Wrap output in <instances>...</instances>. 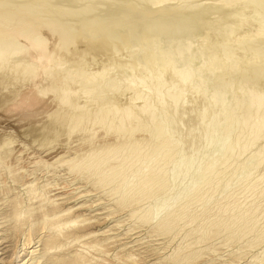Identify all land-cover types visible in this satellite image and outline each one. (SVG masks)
<instances>
[{
  "label": "bare ground",
  "instance_id": "bare-ground-1",
  "mask_svg": "<svg viewBox=\"0 0 264 264\" xmlns=\"http://www.w3.org/2000/svg\"><path fill=\"white\" fill-rule=\"evenodd\" d=\"M247 1L0 0V201L10 204L0 223V264H213L200 248L211 236L232 243L254 233L251 248L264 240V176L253 178L264 163V90H253L264 85V0ZM246 15L252 22L239 29L236 22ZM212 28L225 31H218L221 43L212 42V52L206 45L212 59L202 85L214 93V103L221 92L233 94L224 123L208 129L225 135L220 156L197 164L199 178L174 203L141 209L171 189L169 167L180 145L171 125L187 90L178 82L198 78L190 66L201 57L191 52L189 39ZM230 41L248 43L238 49L253 59L241 69ZM217 64L230 81L241 71L234 93L227 78L215 81ZM158 106L163 111L157 113ZM253 148V167L237 183L226 182L216 198L222 173ZM4 179L23 194H14ZM103 191L115 209L131 208L134 220L152 225L150 239L189 227L186 237L196 240L168 256L152 259L161 252L150 248L152 255L141 257L146 252L135 248L143 239L133 238V230L119 232L120 224L109 226L117 215L103 203ZM253 259L264 261V253Z\"/></svg>",
  "mask_w": 264,
  "mask_h": 264
},
{
  "label": "rangeland",
  "instance_id": "rangeland-1",
  "mask_svg": "<svg viewBox=\"0 0 264 264\" xmlns=\"http://www.w3.org/2000/svg\"><path fill=\"white\" fill-rule=\"evenodd\" d=\"M245 2H246V0H245ZM247 2L249 4V2L251 3V0L250 1L248 0ZM249 7H250V5L248 6V8ZM247 12H250V10L248 9ZM251 16L252 15H246L243 18L238 19L237 22H236V24H238L239 26L240 25L242 26V25L246 24L243 21L248 20V19H249V22L251 23L252 22ZM238 21H240V22H238ZM245 22L249 23L248 21H245ZM224 23H226V22H223V24H222L223 27H224V25H226L225 27H227V24L228 23H226V24H224ZM236 24H234V25H236ZM241 26L239 27V29L241 28ZM234 28H236V29H234ZM234 28H233L234 34H233V32H230V34H228V36H230V37L232 36L231 37V40L234 39V38H236V34L239 33L238 32L239 30H237L238 29L237 26L234 27ZM208 30H209V32H208ZM214 30L212 28L211 30L210 29H207V30L201 31V35H203V32L205 31V34L203 35V37H201V40L199 39V37L201 36L200 33L198 35L197 34L194 35L195 38L198 39V40L194 39V36H192L189 39L190 40V42H189L190 44L189 45L192 46L191 48L193 50L191 52H194V51L196 52L197 51V53L198 52L200 53V54L198 53V55L201 58L197 62H193L192 65L190 66V68L192 69V71L194 72V74L195 75L196 74H199V76H198V78H195V79H194V77L193 78H190V80L192 79V82L189 81V79H188L185 82L186 84L185 83H183V84L181 83L180 84L178 82V86H177V88L181 92H182L183 86H184V90H186V89L187 90H186V92L184 91L182 93V96L179 99V103H178V106H177L178 107V110H177L176 115H175V117H177V119L174 118L172 120V125H171V129H172V132L174 133V136L177 135V136H175V139H176L177 142L180 143V145L178 147L179 152L177 154L176 160L169 167V176H170V178L168 176V178H169V182H168L169 183V186H168V188H171V189H169V191L166 192L165 194H160L159 193V194H157L156 197H152V198L148 199L147 201H145L144 203L141 204V207H142L141 209L147 208L149 210V208H152V209L159 208V205L161 206L164 203L167 206L168 205L167 203L170 204L171 202H173L174 200H176L178 195L181 196L182 193H185L184 191H186L189 186H191V185H193L195 183V179L196 178L197 179L199 178V172H198V169H196V168H198V167H196V166H198L197 164L198 163L200 164L201 163V160L202 161H204V160L207 161L208 160L207 158L211 159L212 158L211 157V154L213 155L215 153L216 154L215 157L216 156L217 157L220 156L219 155V153H220L219 152L220 151L219 148L222 147V143L220 141H223L224 142V136L225 135L223 133H219L218 131H216L218 133L210 132L211 130L208 131V129L210 128V126H212L210 123L213 124L215 122H218L219 120H220V122L221 121L223 122L225 120V117H226L225 114L227 112V111L225 112V110L232 107L231 105L233 104V100H232L233 99L232 98V95L233 94H232V92H230L231 90H229V91L227 90L225 92H221L220 97H222V98L224 97L225 98L227 96V94H228L229 97L227 96L225 98L226 100L227 99L228 100L225 101L224 98H223V100H221L222 99L221 98L220 99L221 101L218 100V102L214 103V102H212V99H211V97H212V95L214 93L212 94V91L209 90L210 88H208V87L207 88H203V85H202L203 84L202 78H204V77L207 76V74H208V64H209V62H211V59H212L211 58V53H209V51H210V49L212 47H214V45L217 42H220L221 41V40H219V38L221 39V37L223 35L222 33H224V31H225V30L223 31L222 29H218V28H216L217 31L216 30L214 31ZM221 30L223 32L221 34H220V32L218 33V31H221ZM216 32L219 34V36L217 35ZM209 33L210 34L211 33L212 34L216 33V34H214V35L211 34L210 35ZM215 35H216V37H215ZM196 36H198V37H196ZM208 36H209V38H208ZM210 38H212L214 40H211L210 41ZM208 40L210 41V43H208ZM212 42H213V44H212ZM231 42L232 41H230V44L231 45H232V43H234V45H235V48H234L235 55L237 57H239V55L241 54L240 57H239V60H241L240 61L241 62L240 65L241 66H240L239 69H241L242 66L246 62H248L249 60L253 59V57L250 54L249 55L248 54H244L243 55L239 51V49L241 50L242 47H244V48H242V50L245 49V46L248 47V45H247L248 43L247 44L245 43L244 46H243L244 43L243 44H240V45L238 44V46H236V44H235L234 41L232 43ZM200 43H202V44H200ZM203 44H205V46L206 45L207 46L209 45V48L210 49L207 46L205 47ZM210 44H212L211 45L212 47L210 46ZM200 46H201V48H200ZM239 46L241 48H239ZM212 49L214 50V48H212ZM212 49H211L210 52L213 51ZM221 49L222 48H221V46L219 44L216 45L215 52H216L217 59L220 58V56H221ZM201 50H203V51H201ZM204 50H205V52H204ZM206 50L207 51L209 50V51L207 52ZM255 59L262 60L259 57L258 58H255ZM149 69H150L149 66H148V68L147 67H142L141 69H139V70H137L135 72L136 73L135 75H138V76L139 75H144L145 73H147L149 71ZM168 69H169V67H168ZM218 69H219V65L216 67V69H214V72L212 73L213 76L216 75V77H215L216 80L215 81L218 82L220 79H225V78H227V81H230V79H229V76L230 75L228 74V76H227L226 74H221ZM239 69L237 70L236 73H233L232 74L231 81L229 83L233 87L232 88L233 89V93L238 88V76H239V73H241V71ZM193 80H195V81H193ZM153 83L154 82H151V85ZM179 86H180V88H179ZM256 86H257V89L255 88ZM130 87H132L133 89H135L136 88V85L135 84H131ZM204 87H205V85H204ZM255 87H254L253 90L254 91L256 90V92L258 91V88H259V90L260 89L261 90H264V85H260L259 84V85H255ZM200 89H201V91H200ZM208 90L210 92H208ZM205 93H207V94H205ZM203 94L205 96H202ZM223 94H226V95H223ZM209 97H210V99H209ZM147 100L150 103L153 102L152 101V98H148ZM210 101L212 102V105H211V102ZM227 102H229L228 105H227ZM213 103H214L215 107H213L214 106ZM181 105H183V106H181ZM209 106H210V108H209ZM162 107H164V109H166L165 106L162 105ZM211 107L214 108V109H211ZM227 107H229V108H227ZM160 111H163V108H160V106H158L157 107V113H159ZM205 111H206V113H205ZM209 111L210 112L212 111L211 112L212 114ZM208 112L211 115L210 117L213 118L212 120H214V119L215 120L218 119V120L211 121V118L210 117H207L205 119L207 121V123L206 122H203V125H202V121H203L205 115L208 114ZM219 112H221L223 114H221ZM204 113H205V115H204ZM212 115L213 116L215 115L217 117H215V116L213 117ZM223 115H224V118H223ZM176 120H177V124L175 122ZM173 121H174V123H173ZM202 126H203V128H202ZM173 128H175V129H173ZM203 129L206 130V131H204ZM233 129H235V127H233L232 130ZM9 131L10 130L8 129L7 132H9ZM234 132L235 133H238V129H236ZM175 133H177V134H175ZM207 133H209L210 136ZM220 134L222 136L223 135L224 136L222 137ZM212 136L213 137H216V136L219 137L220 136V137L219 138H217V137L216 138H213L212 140L209 139V138H212ZM263 138H264V134L262 135V139ZM208 139L211 140V141H209ZM229 140L230 141L231 140H234V138H230ZM207 141H209V142L207 143ZM212 142L215 143L216 146L214 144H212ZM216 142L218 144H216ZM262 142H264V139L261 141V143ZM212 148H214V149H212ZM250 150L248 151V153L246 152L247 154L244 153V156L242 158L240 157V160H242V162L239 163L238 162V161H240L239 158L236 159V162H234L231 165V167H229L232 170H229V168H227L226 169L227 171L225 170L226 174H224L225 172L222 173V175H224V176L220 177V181L223 182V183H221V182H220L221 184L219 183L222 186L219 185L220 186L219 187L220 189L218 188L219 190H218V192H216V195H215L216 198H218L219 194L221 193V188L223 187V185H225L226 182H227L226 184H228V183H234V184L237 183V180L241 179L242 176L245 174V172L249 171L253 167V163L251 162L250 158H251V154L253 153V151L255 149L253 148V149H250ZM213 157H214V155H213ZM187 161H189V162H187ZM190 161H192V162H190ZM187 163H190V164L193 163V164H191L190 166H186ZM234 164H236V165L234 166ZM237 165H238V168H240V169H238V171L236 169ZM192 166H193V168H192ZM215 166H217V165H215ZM190 167H191L192 171H191V169H189ZM185 169H187L186 172H185ZM233 170H236V171L233 172ZM257 170H256V172H254L253 178H254V176H256V178L263 177L264 176V173H263L264 172V163ZM58 171L60 172L61 175L65 173V172H63L64 171L63 167H62V169L60 168ZM230 171H232V172H230ZM252 171H253V169H252ZM179 173H180V175H179ZM41 175L42 174L39 172L38 173V177L40 178ZM182 175H184V176H182ZM195 176H197V177H195ZM176 177H177V179H175ZM4 181H6V184H7L8 188H10L12 190L14 188L15 190H17V191H15V190L13 191L14 194L17 193V192L18 193L20 192L19 193L20 195L23 194V187H19L18 185L14 184L10 179H4ZM1 183L2 182H0V186L3 187L4 185L1 184ZM82 186H85V185H82ZM88 188H89L90 191H92V189L90 187H88ZM98 193H100V191L99 192H93V194H98ZM104 193H106V192L103 191L99 196L101 198H103V197L106 198L105 196H107V195L104 196ZM9 196H11V194ZM182 196H183V194H182ZM91 198H93L94 200H96L98 197H91ZM220 199H221V197H220ZM6 200L8 201V199L4 198V200H1L0 201V204H1L0 205V223L3 222V220H2L3 213L4 212L6 213V211L9 209L8 206L10 204H9V201L7 202ZM87 200H89V199H87ZM94 200H92V201H94ZM110 201L111 200H109L108 198H106V200H104L103 203H105L106 205H109L110 204L109 207H111L112 210H115L117 216H115V218L110 221L109 226H114L115 224L116 225L117 224H120L121 227H120V231L119 232H122V231L123 232H126L128 230H133L132 233H135L136 234V235L133 236V238L139 237L140 239H143L144 241L142 240V242L144 244H142V246H139V247H136L135 248V250H140L141 253L142 252H146L144 254H141V257H144V256L147 257V256L152 255L151 253L147 252V251L151 250L150 248L157 249L155 252H161V253H160V255H157V256H155L153 258L152 257L148 258V260H150L151 258L154 259V258H157V257H164L166 255L168 256V255H171V253L175 249H177L178 246H180V243H181V246H183V245L188 244V243L192 244L196 240V238H194L195 236H191L189 238L186 237L187 233L190 231V228L189 227H184V228H178L177 231L175 230L172 235L163 236L162 238H155L156 240H159V241H156V242L155 241H151V240H155V239H152V238L150 239L148 237L149 235H151L150 234V232H151L150 230H152V228H151L152 225L151 226L149 224H147V225L144 224L143 225L140 221L134 220L135 218L133 219L131 217V215H132L131 208L130 209L127 208L125 211H123V210L122 211H118L120 209H118V210L115 209L116 207L114 208L112 206V203ZM5 202H6V204H4ZM97 202H99V201H97ZM208 206H210V205H208ZM6 207H8V208H6ZM117 211H118V213H117ZM162 213H163V211H160L158 213L159 216ZM261 222H264V219H262V221L260 220V224H259V225H261L260 227H263L264 223L262 225ZM175 232H177V233H175ZM254 235H255L254 233L253 234H249L248 236L244 237L242 240H240V241H233L232 243L226 242L224 240V236L225 235H220L221 237L220 236L219 237H213V236H211V237H209V239H207V240L204 241L205 243L203 242L202 244H200V246H201L200 247L201 248V252H202V254L205 255L204 258H207V259H213L214 258V259H216L215 262H214L215 264H223V262H224V264H230L231 262H232L231 264H264V261H258V262H255V263L253 262V260H254L253 258H255L257 255H260V254L264 253V240L263 239H262L263 241L260 244L259 243L256 244L258 246H255V247H252V248L251 247H248V245H249L248 242L250 240H252V238H253L252 236H254ZM146 241H147V243H146ZM184 242H185V244H184ZM197 247H199V246H197ZM203 249H204V251H202ZM213 251H215V253H213L211 255V253ZM208 254H210V255H208ZM234 260H236V261H234ZM157 261L158 260H155L154 262L158 263L159 261L158 262Z\"/></svg>",
  "mask_w": 264,
  "mask_h": 264
}]
</instances>
